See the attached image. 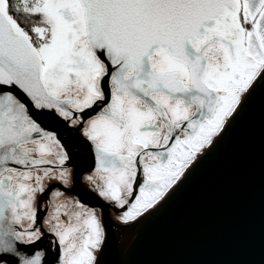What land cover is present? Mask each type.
Instances as JSON below:
<instances>
[{"label": "snow or ice", "instance_id": "1", "mask_svg": "<svg viewBox=\"0 0 264 264\" xmlns=\"http://www.w3.org/2000/svg\"><path fill=\"white\" fill-rule=\"evenodd\" d=\"M258 93L264 0H0V264H106Z\"/></svg>", "mask_w": 264, "mask_h": 264}, {"label": "water", "instance_id": "2", "mask_svg": "<svg viewBox=\"0 0 264 264\" xmlns=\"http://www.w3.org/2000/svg\"><path fill=\"white\" fill-rule=\"evenodd\" d=\"M105 259L106 264H264V95L253 98L167 204L134 233L114 238Z\"/></svg>", "mask_w": 264, "mask_h": 264}]
</instances>
